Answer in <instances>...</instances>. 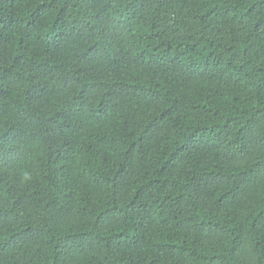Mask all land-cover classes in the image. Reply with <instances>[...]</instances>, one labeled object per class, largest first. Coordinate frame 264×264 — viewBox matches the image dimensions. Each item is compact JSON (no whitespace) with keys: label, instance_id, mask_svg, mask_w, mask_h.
Returning a JSON list of instances; mask_svg holds the SVG:
<instances>
[{"label":"trees","instance_id":"16d2710c","mask_svg":"<svg viewBox=\"0 0 264 264\" xmlns=\"http://www.w3.org/2000/svg\"><path fill=\"white\" fill-rule=\"evenodd\" d=\"M0 264H264V0H0Z\"/></svg>","mask_w":264,"mask_h":264}]
</instances>
